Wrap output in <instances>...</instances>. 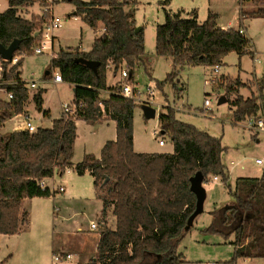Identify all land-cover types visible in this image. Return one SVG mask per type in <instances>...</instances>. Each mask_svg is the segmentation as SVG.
Masks as SVG:
<instances>
[{
	"label": "trees",
	"instance_id": "16d2710c",
	"mask_svg": "<svg viewBox=\"0 0 264 264\" xmlns=\"http://www.w3.org/2000/svg\"><path fill=\"white\" fill-rule=\"evenodd\" d=\"M34 1L7 0L8 7L0 12V44L8 46L19 39L14 55L23 52L16 62L0 57V90L4 93L0 94V129L12 116L25 113L29 99L21 65L24 56L37 45L44 18L25 17L20 11ZM61 1L72 3L71 15L80 16L94 32L102 25V33L93 39L89 50L60 47L50 59V67L56 68L63 81L73 87L71 103L77 107L75 117L61 116L53 119L50 127L38 126L33 132L0 131V234L17 233L22 225L28 224L25 198L53 194L49 187L39 185L40 180L61 175L73 166L79 175L90 173L95 196L102 202L96 252L83 264H183L185 260L177 248L190 229L184 230V226L195 207L189 178L201 171L204 182L210 176H220L225 183L227 170L221 160L225 147L219 138L179 120L174 108L164 106L158 115V133L168 136L172 153L134 151L136 102L122 96L119 87L108 85L107 72L115 73L126 65L132 78L133 67L143 61V30L140 27L135 31L134 9L130 6L135 1ZM182 13L183 10L165 11L164 22L155 29V52L170 57L173 65L161 83L170 82L177 94L182 92L183 85L178 87L174 79L182 66H216L230 52L239 56L252 53L251 39L240 31V25L221 28L211 11L202 22L195 11H190L187 17ZM240 15L247 17L248 13L241 10ZM252 15L264 17V6H257ZM78 57L97 61L96 70L75 62ZM256 83L257 94L247 97L237 94L229 100L235 122L259 117V103L264 101V73ZM237 85L244 83L235 80L227 91L237 92ZM102 90L109 91L106 98L100 97ZM43 92L37 89L31 95L38 111H42ZM103 113L115 121V139L104 143L98 157L86 153L73 164L75 120L95 123ZM228 192L229 203L221 210L210 211L216 221L204 231L221 233L226 229L225 232L234 233V255L222 264H234L238 257L264 259V169L259 177L237 178L233 188L228 185ZM109 207L115 217L114 228L104 221Z\"/></svg>",
	"mask_w": 264,
	"mask_h": 264
},
{
	"label": "rangeland",
	"instance_id": "374dc122",
	"mask_svg": "<svg viewBox=\"0 0 264 264\" xmlns=\"http://www.w3.org/2000/svg\"><path fill=\"white\" fill-rule=\"evenodd\" d=\"M134 1L135 3L130 6L134 9L137 26L143 30L145 55L143 61L133 67L132 78L122 79L120 70L111 74V71H108V85L118 88L121 84L128 83L134 92L131 98L136 102L133 112L135 148L146 151L169 150L168 136L153 134L154 129L160 130L158 115L164 106L174 108L179 120L220 139L222 146L225 147L221 160L227 170V181L224 183L220 176H217L216 180L214 176L207 179L204 184L207 192L204 210L197 215L177 249L185 260L183 264H222L231 260L234 255L235 236L234 233L225 232L226 229L223 228L224 232L221 233L204 231L205 227L216 221L214 214L209 210L215 205L219 210L225 207L231 197L228 185L233 188L237 178L259 177L262 173V166L258 165L255 159L264 156V133L247 128L248 120L254 117L235 122L229 100L237 94L243 97L257 94L256 80L264 73V17L253 16L252 11L256 10L257 6H264V0L259 3L253 0ZM45 6H50V12L60 18L61 26L53 31L55 38L51 49L41 54L32 51L24 56L21 77L26 83L31 81L36 83L35 88H28L30 98L37 89L44 90L43 105L44 109L49 110V116H42L33 103L30 104V114L35 124L50 127L51 119L62 114L61 104L71 103L73 99V87L69 82L53 83L52 75L58 70L50 67L51 56L60 47H79L80 50L87 51L93 39L102 31L99 29L94 32L80 16L71 15L74 6L67 1L36 0L33 5L22 8L20 14L25 17L42 16ZM7 7V0H0V12ZM193 9L199 22H202L211 11L216 15V21L220 26L240 25L251 39L252 53L239 56L230 52L223 58V63L218 65L216 71L214 66L208 65L182 66L174 79L178 87L183 85L182 92L177 94L170 82L161 83L173 65L170 57L156 54L155 29L157 24L164 22L165 11L177 13L183 10L182 16L187 17ZM241 10L246 11L248 16H241ZM100 26L99 28H102ZM39 42L40 36L36 40L37 44ZM253 51L259 59L257 62L253 60ZM1 64L0 61V67ZM235 80L243 82L244 85L236 86L238 92L229 93L227 86L232 85ZM0 94L4 95L1 90ZM99 95L101 98L107 97L102 91ZM222 96L226 101L218 103ZM205 98L209 100L208 106L203 104ZM143 104H149L155 109L154 118L143 116L141 109ZM259 104L260 117L263 116L264 101ZM103 116L96 124L83 119L75 120L76 138L71 158L73 163L79 162L86 153L99 156L102 148L100 143L113 140L110 134L111 125H108ZM23 122L22 117L13 118L6 125L9 128L5 129L20 127ZM161 138L166 142L163 148L158 144ZM50 184L51 189L63 184L65 191L54 192L51 194L54 195L52 202L46 201L44 207L47 221L40 223L31 221L22 233L1 237L0 264H51V256L55 251L61 256L60 264H83L94 256L100 230L98 222L102 202L95 196L92 176L89 172L79 175L72 166L61 175L55 174ZM111 209V207L107 209L104 221L108 227L113 228L115 219ZM92 222L98 225L94 230L90 228ZM66 253L72 256L66 259ZM234 264H264V259L238 257Z\"/></svg>",
	"mask_w": 264,
	"mask_h": 264
},
{
	"label": "built area",
	"instance_id": "2783aa9c",
	"mask_svg": "<svg viewBox=\"0 0 264 264\" xmlns=\"http://www.w3.org/2000/svg\"><path fill=\"white\" fill-rule=\"evenodd\" d=\"M241 2H242V0H241ZM50 10H51L50 6H45L44 10L42 11V17L44 18V22H43L42 28L40 29V32H39L40 42L37 44L38 46L36 45V47H34L32 49V51L35 54H41L45 50H48V49L52 48V44H53V40H54L53 31L61 26L60 18L58 16L53 15L50 12ZM240 31H243V29L241 28ZM22 56H23V52L19 51L17 54L13 55V58H12L11 61L12 62H16ZM253 60L256 61V62L258 61V58H257L256 54H254ZM214 67H215L214 70L216 71L217 68H218V65H216ZM121 68L122 69H120V77L122 79H126L127 80L128 77H129V69H128V67L126 65H123ZM1 73H2V68L0 67V79H1ZM52 81L54 83H61L63 81V79H62V77H61L59 72H56V73H54L52 75ZM25 86L27 88H35L36 87V83L34 81H31L30 83H26L25 82ZM118 91L124 97L131 98L133 96V90H132V88L130 87V85L128 83L121 84L119 86ZM7 96H8V98H10L11 94H7ZM203 104L205 106H208L209 105V100L207 98H205ZM61 108H62V116L65 117V118L75 117L76 114H77V107L75 105H73L72 103L63 102L61 104ZM247 125H248L247 128H249V129H254L255 131L264 133V116H260L259 118L257 117L255 119L253 118V119L248 120V124ZM25 129L27 131H29V132H33L36 129V126H34L30 122L28 116H25ZM153 134L155 136H157L158 135V131L156 129H154L153 130ZM164 143H165L164 139L161 138V139L158 140V144L159 145H163ZM255 162L258 165L262 166V170L264 169V156L260 157V158H256ZM66 169L68 170L69 168H66ZM213 178H214V180H216L217 176H214ZM47 179L48 178L40 180L39 181V185L41 187H43V188L46 187L47 186V183H46ZM205 183L206 182H204V184ZM47 187H49V186H47ZM49 189L51 190L52 193L57 192V191L58 192H63L65 190L63 185H58L54 190H52L50 187H49ZM97 226L98 225L93 223V222L90 224V228L92 230L96 229ZM71 256H72V254H70V253H66L65 254V258L66 259L70 258ZM51 257H52L51 258L52 259V264H60L61 256L57 252H53ZM212 264H214V263H212Z\"/></svg>",
	"mask_w": 264,
	"mask_h": 264
},
{
	"label": "crops",
	"instance_id": "0c3cea01",
	"mask_svg": "<svg viewBox=\"0 0 264 264\" xmlns=\"http://www.w3.org/2000/svg\"><path fill=\"white\" fill-rule=\"evenodd\" d=\"M192 11H195L194 9L192 10ZM196 12V11H195ZM208 14V13H207ZM136 22V21H135ZM136 25H137V23H136ZM217 25H218V23H217ZM219 27H221V28H228V27H237V26H231V25H226V26H220V25H218ZM100 27H102V25L100 26ZM101 30L103 29V27L102 28H100ZM243 29V32L246 34V31H245V29L244 28H242ZM247 35V34H246ZM55 38V37H54ZM253 54H256V52H254L253 51ZM258 61H259V59H258ZM111 71V70H110ZM109 71V72H110ZM253 72H254V70H253ZM256 72V71H255ZM112 73V71L110 72V74ZM54 83V82H53ZM107 83H108V81H107ZM55 84H59V83H55ZM109 84V83H108ZM2 91V90H1ZM238 91H239V89H238ZM237 91V92H238ZM102 92H104V93H106L107 95L109 94V91H107V90H102ZM263 93H264V88H263ZM241 95V94H240ZM31 103H33V105H34V102L33 101H31V98L29 97V99H28V102H27V104L25 105V113H20V114H16V115H14V116H12L10 119H8V120H6L5 121V123L3 124V126L1 127V129H0V131L1 132H8V131H14V130H23V129H25V116H28L29 117V120H30V122L34 125V126H36V127H38V126H40V125H38V124H35L34 122H33V120H34V118L32 117V114H30V104ZM34 107H35V105H34ZM36 108V107H35ZM43 111H47V113L46 114H44L43 113ZM40 112V114L42 115V116H49V110H47V109H44V105H43V103H42V111H39ZM262 115L264 116V110H263V113H262ZM62 116V114L60 115V116H57V117H54V118H52L51 119V123H52V120L53 119H56V118H59V117H61ZM16 117H22V120L24 121L23 122V124H22V126H20V127H12L10 130H8V129H5V127H7L6 125H7V123H8V121H12V119L13 118H16ZM103 117H105V121L107 122V123H109L108 125H111V136H113L112 138L113 139H115V137H116V129H115V121H113L112 119H109L108 117H106L105 115L103 116ZM77 120V119H76ZM85 121V120H84ZM96 123H99V121H97V122H95L94 124H96ZM49 126V125H48ZM45 127H47V126H45ZM7 128H9V127H7ZM165 142V141H164ZM105 143V141H102L100 144H101V146H103V144ZM166 145V142L163 144V145H159V147H161V148H163L164 146ZM133 149L136 151V152H145V153H154V152H156V153H162V152H167V153H172V151H173V146H172V144L170 143V148H169V150H166V151H158V150H149V151H146L145 149L143 150V149H138V148H135V142H134V132H133ZM96 157H98V156H96ZM72 163H73V161H71ZM77 163V162H76ZM76 163H73V164H76ZM86 172H88V171H86ZM58 175V174H57ZM60 175V174H59ZM52 180H53V176L51 177V178H48L47 180H46V183H47V186H49L50 188H51V184L50 183H52ZM59 185H63V184H59ZM64 186V185H63ZM56 188V187H55ZM55 188H52V190H54ZM64 188H65V186H64ZM65 191V190H64ZM63 191V192H64ZM206 195H207V192H206ZM54 196V195H53ZM53 196H49V198H41V197H33V198H25L24 200H23V206L28 210V212H29V221H28V224H26V225H22L21 227H20V229H19V231L17 232L18 234L19 233H22L23 231H25L24 230V228H27L28 227V225H30V223H31V221H35V222H46L47 221V219H48V217L45 215V207H44V205L47 203L46 201H50V202H52V200H53ZM229 202H227L226 203V205L228 204ZM43 205V207H41ZM225 205V206H226ZM217 207V205H215V206H213L212 207V209L213 208H216ZM212 209H210L209 210V212L212 210ZM204 210V209H203ZM56 216V215H55ZM43 218H44V221H42L43 220ZM114 219H115V217H114ZM114 228V227H113ZM16 233V234H17ZM8 234H0V238L1 237H5V236H7ZM9 235H11V234H9ZM13 235H15V234H13ZM98 239H99V236H98ZM98 239H97V242H98ZM54 249H55V239H53V242H52V250L54 251ZM56 252V251H55ZM52 258V257H51ZM52 260V259H51ZM52 264V263H51Z\"/></svg>",
	"mask_w": 264,
	"mask_h": 264
},
{
	"label": "water",
	"instance_id": "95a60500",
	"mask_svg": "<svg viewBox=\"0 0 264 264\" xmlns=\"http://www.w3.org/2000/svg\"><path fill=\"white\" fill-rule=\"evenodd\" d=\"M140 27L136 26L135 31H138ZM20 44L19 39H14L8 46H4L0 44V57L5 61H11L14 55V52L18 49ZM75 62L85 65L86 67L90 68L91 70L95 71L98 65L97 61L88 60L83 57H78L75 59ZM224 96L220 97L218 103L225 102ZM143 116L145 118H154L156 115L155 109L150 106L149 104H143L141 106ZM189 189L195 195V207L193 212L188 216L186 224L184 226V230H188L192 225L197 217L203 209H204V201L206 198V190L204 187V176L201 171L195 172L189 178Z\"/></svg>",
	"mask_w": 264,
	"mask_h": 264
}]
</instances>
